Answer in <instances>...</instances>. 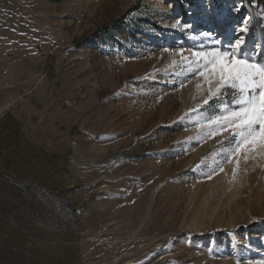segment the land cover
Instances as JSON below:
<instances>
[{"label": "rangeland", "instance_id": "1", "mask_svg": "<svg viewBox=\"0 0 264 264\" xmlns=\"http://www.w3.org/2000/svg\"><path fill=\"white\" fill-rule=\"evenodd\" d=\"M245 20L264 64V0H0V264H264V150L198 71Z\"/></svg>", "mask_w": 264, "mask_h": 264}, {"label": "snow or ice", "instance_id": "2", "mask_svg": "<svg viewBox=\"0 0 264 264\" xmlns=\"http://www.w3.org/2000/svg\"><path fill=\"white\" fill-rule=\"evenodd\" d=\"M247 24L245 20L237 29L241 35L229 44L228 51L214 48L210 53L197 54L203 61L198 67L199 74L209 85L208 98L204 103L208 104L213 98L219 100L228 89L233 92L236 107L229 110L225 106L227 114L217 117L212 123L232 129L233 139L237 142L234 152L242 148L245 151L257 148L264 150V64L243 56L245 35L249 31ZM192 27L191 24H183L185 29ZM203 35L211 37L212 34L205 32Z\"/></svg>", "mask_w": 264, "mask_h": 264}]
</instances>
